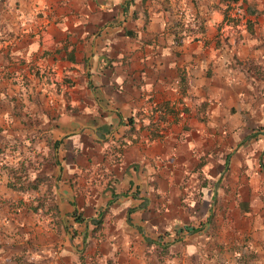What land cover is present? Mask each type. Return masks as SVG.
<instances>
[{
	"label": "crops",
	"instance_id": "crops-1",
	"mask_svg": "<svg viewBox=\"0 0 264 264\" xmlns=\"http://www.w3.org/2000/svg\"><path fill=\"white\" fill-rule=\"evenodd\" d=\"M28 90L58 214L0 215V264H264V0H0Z\"/></svg>",
	"mask_w": 264,
	"mask_h": 264
},
{
	"label": "rangeland",
	"instance_id": "rangeland-1",
	"mask_svg": "<svg viewBox=\"0 0 264 264\" xmlns=\"http://www.w3.org/2000/svg\"><path fill=\"white\" fill-rule=\"evenodd\" d=\"M27 95L29 98L13 94L5 98L8 104L0 98V188L7 186V182L17 187L36 183L39 196L35 189H29L25 193L15 192L19 196L14 200H0V215L8 220L12 213H35L32 209L41 203L48 183L37 177L50 169L52 163L48 159L55 149L45 121L56 111L46 108L44 98L37 95L34 99L29 90Z\"/></svg>",
	"mask_w": 264,
	"mask_h": 264
},
{
	"label": "trees",
	"instance_id": "trees-1",
	"mask_svg": "<svg viewBox=\"0 0 264 264\" xmlns=\"http://www.w3.org/2000/svg\"><path fill=\"white\" fill-rule=\"evenodd\" d=\"M58 144V142H55L54 143V146H56ZM53 156V155H51ZM38 179L37 180H41V181H45L48 182L45 187H46V192H45V195L42 194L43 197H41L42 199L41 200V203L38 204L37 208H33L32 210H34L35 213L38 212V210H40V212H38L37 214L39 213H45V214H48L49 212H53L55 215L58 214L56 211L57 209H55L54 207H50V205L48 204V200L50 199H53L54 198V183H53V180L46 176V175H41V177H37ZM7 188H9L10 190L14 191V192H17V193H25V192H28L29 189H35V191L37 192V195L36 196H39L38 194V184L34 183L32 185H27V187H21V186H15L13 183L11 182H7L6 184ZM36 198V197H35ZM44 198V199H43ZM52 208V209H51ZM79 220V218L77 219Z\"/></svg>",
	"mask_w": 264,
	"mask_h": 264
}]
</instances>
